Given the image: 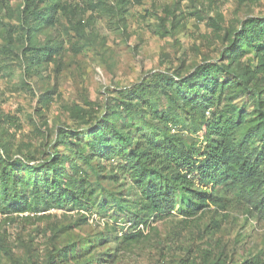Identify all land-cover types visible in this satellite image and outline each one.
I'll return each instance as SVG.
<instances>
[{
    "label": "rangeland",
    "instance_id": "1",
    "mask_svg": "<svg viewBox=\"0 0 264 264\" xmlns=\"http://www.w3.org/2000/svg\"><path fill=\"white\" fill-rule=\"evenodd\" d=\"M58 2L53 26L35 33L34 45L54 50L39 64L24 58L29 43L21 41L23 0H0V152L29 167L55 154L67 156L65 165L70 164L75 150L60 139L61 131L82 133L86 142L88 131L116 104L119 92L152 76L175 81L198 65L226 64L224 52L242 27L264 20V0ZM255 66L253 52L233 64L238 71L248 68L251 83L264 90V74L255 73ZM228 78L220 75V80ZM235 104L250 112L252 100L246 94ZM175 134L188 144L201 140L188 116L179 118ZM13 170L17 181L0 184V264H177L190 256L189 250L208 262L219 258L225 264H264V220L246 214L235 191L226 187L217 191L224 210L211 206L185 219L178 204L151 220L129 245L122 236L136 230L131 209L100 208L104 198L112 204L110 194L134 202L133 193L122 186L126 180L113 184L103 179L104 173L96 178L87 170L97 186L94 201L84 206L52 203L48 209L43 199L47 189H34L37 174L30 176L17 166ZM64 170L69 172L67 166ZM15 196L33 211L6 209L4 200Z\"/></svg>",
    "mask_w": 264,
    "mask_h": 264
},
{
    "label": "trees",
    "instance_id": "2",
    "mask_svg": "<svg viewBox=\"0 0 264 264\" xmlns=\"http://www.w3.org/2000/svg\"><path fill=\"white\" fill-rule=\"evenodd\" d=\"M58 10V0H23L21 41L29 43L24 58L30 63L41 64L53 55L54 50L47 46L34 45L35 33L43 26L52 27ZM251 52L255 73L264 74V20H250L242 27L224 52L226 64L198 65L175 81L152 76L119 92L116 104L106 108L105 115L88 131L86 142L82 133L61 131L60 139L75 150L70 164L65 165L67 156L55 154L29 167L20 160L10 162L7 152H0V184L4 187L11 179L17 181L16 166L30 176L37 174L34 189H47L43 199L49 209L52 203L90 205L97 186L90 182L89 172L96 178L104 173L103 179L113 184L126 180L122 186L129 188L128 194L133 193L134 202L110 194L112 204L104 198L100 208L131 209V225L136 230L122 236L129 245L149 228L151 220L169 214L178 204L185 219L211 206L224 210L225 204L217 197L221 187L235 191L246 214L264 220V90L251 83L253 74L248 68L238 71L233 67ZM222 74L229 78L220 80ZM246 94L252 100L250 112L235 104ZM160 99L170 106L164 108ZM181 116L191 118L200 130V141L188 144L183 135L175 134ZM138 124L140 129L135 127ZM66 166L69 172L64 170ZM17 179L21 183L22 177ZM4 192L7 196L8 191ZM4 201L6 209L12 207L14 213L33 211L19 196ZM63 251L68 254L67 249ZM190 253L177 264H225L219 258L208 262L207 257Z\"/></svg>",
    "mask_w": 264,
    "mask_h": 264
}]
</instances>
